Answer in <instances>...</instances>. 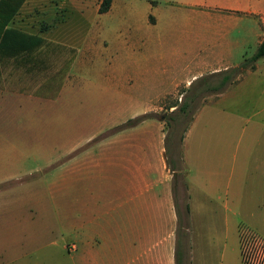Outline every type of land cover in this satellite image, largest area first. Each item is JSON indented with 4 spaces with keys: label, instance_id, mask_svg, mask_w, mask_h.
Listing matches in <instances>:
<instances>
[{
    "label": "crops",
    "instance_id": "0c3cea01",
    "mask_svg": "<svg viewBox=\"0 0 264 264\" xmlns=\"http://www.w3.org/2000/svg\"><path fill=\"white\" fill-rule=\"evenodd\" d=\"M32 1H24L9 27L42 41L32 50L5 58L6 66L0 68V88L6 90H12V86H16L14 90L18 92L30 88L38 90L41 84L36 82L32 72L39 68L32 53L44 45H72L68 35L60 32L64 26L51 28L52 35L43 33L40 26L33 31V19L28 18V13L21 15L23 6ZM152 3L145 27L149 32L137 40V34L142 32L138 26H125L120 33L125 49L136 48L141 43L138 49L142 52L133 63L139 64V71L119 75V83L113 90L123 99L124 111L129 113L117 129L106 136L88 138L79 149L77 143L71 145L65 158L67 165L57 161V173L47 185L44 179L35 187H11L0 181V218L7 223L5 232L0 233V264H176V249L181 252L180 264H187L188 251L195 246L191 242L195 243V235L200 234L201 243L206 237L218 240L220 232L215 226L218 220L211 208L215 197L219 199L215 194L217 186L211 177L196 184L198 174H192L184 152L195 122L192 121L182 140L178 163L185 172L186 237L178 231L172 189L173 174L180 168L171 171L166 163L164 123L146 117L133 125L126 124L153 112L158 97L178 94L177 90L183 86L179 75L184 69L187 71L189 65H196L191 79L236 68L238 64L230 65L240 41L233 37L232 31L244 19H250L248 16H263V3L260 0L256 3L251 0H178L166 14L152 12L157 5ZM174 11L180 12V18L173 17ZM257 31L258 46L264 35L258 40ZM171 38L177 42L171 43ZM214 63L227 66H206ZM188 83L189 79L185 86ZM84 148H87L84 153H77ZM204 160L199 159L202 163ZM260 168L264 176V165ZM45 192L51 197L49 201ZM15 193L19 195L14 196ZM198 194L202 196L200 200H196ZM46 205L53 209L58 230L29 233V219L24 218L23 211L27 215L33 209L38 214ZM38 216L43 218L41 214ZM13 223L15 229L8 225ZM228 231L225 230V234ZM242 232L250 235V264H264V237L247 229H241L238 234L240 263ZM49 239L52 241L46 242ZM253 244L261 245L255 253ZM49 246L52 250L46 253ZM29 255H36V261L30 262Z\"/></svg>",
    "mask_w": 264,
    "mask_h": 264
},
{
    "label": "rangeland",
    "instance_id": "374dc122",
    "mask_svg": "<svg viewBox=\"0 0 264 264\" xmlns=\"http://www.w3.org/2000/svg\"><path fill=\"white\" fill-rule=\"evenodd\" d=\"M101 1L33 0L21 9V15L29 14L28 18L33 19V31L39 26L43 33L54 26H64L60 32L68 35L72 45H44L32 53L39 68L32 72L41 84L38 90L18 92L14 90L16 86L10 87L12 90L0 88V181L6 182L4 185L35 187L42 184V179L45 185L51 183L58 170L55 163L67 165L65 158L71 145L77 143L79 149L90 137L110 134L129 114L124 111L123 99L113 90L122 75L139 71V64L133 63L139 58L137 54L142 49L138 48L142 46L138 43L136 48L127 50L120 35L125 26H138L142 32L136 40L141 38L149 32L145 27L154 6L152 2L157 3L152 12L166 14L178 0H112L110 9L99 14ZM260 2L264 7V0ZM174 13V18H180V12ZM248 17L251 20L244 19L232 31L240 45L232 55L230 66H241L256 53L255 31L259 30L258 40L264 35V15ZM52 34L53 31L49 32ZM170 40L177 42L174 38ZM5 60L1 59L0 68L6 66ZM195 66L189 65L179 75L183 86L177 90L178 94L158 97L156 109L141 118L164 123L169 159L181 152L182 140L192 121L195 122L184 149L189 169L193 175L198 174L196 184L211 177L217 186L215 194L219 199L215 197L211 208L220 235L218 240L206 237L202 243L200 234L195 235V243L191 241L195 246L188 251L187 264H241L239 231L247 229L264 237V176L260 168L264 165V57L248 64L246 70L234 77L235 83L218 93L206 90L220 76L191 79ZM184 104L187 112L181 115L177 109ZM85 149L77 153H84ZM204 158V163L199 161ZM177 167L185 175L179 164ZM45 195L49 201L51 197L47 192ZM201 197L198 194L196 200ZM38 214L33 209L27 215L23 211L24 218L29 219V233L58 230L51 205ZM6 224L0 218V233L5 232ZM8 225L16 228L14 223ZM196 229L199 231L197 224ZM49 247L46 253L52 250ZM36 257L29 255L28 260L35 262Z\"/></svg>",
    "mask_w": 264,
    "mask_h": 264
},
{
    "label": "trees",
    "instance_id": "16d2710c",
    "mask_svg": "<svg viewBox=\"0 0 264 264\" xmlns=\"http://www.w3.org/2000/svg\"><path fill=\"white\" fill-rule=\"evenodd\" d=\"M24 1L25 0H0V61L1 59H5L6 57L17 56L22 52L32 50V48L35 45H37L38 42L42 41V39L37 36L28 35L20 30L9 27V23L11 22L13 17L17 14ZM111 2L112 0H102L98 8V13L99 14L106 13L110 9ZM263 57H264V37L261 43L258 45L256 53L251 57V59L245 60L241 66L224 71V75H221L222 73L221 72L216 75L210 76L211 78H215V76H220V77H218V79L215 78L217 80L215 85H209L206 91L217 92V93L220 92L228 84L235 83L236 81L234 77L240 71L246 70L248 64L257 61L258 59ZM252 68L253 66L249 67V69ZM0 77H1V72H0ZM177 110L178 112H180L181 115H184L187 112V105L184 104L180 106ZM141 119L142 118L140 117L133 121H130L126 124V126L133 125L141 121ZM165 147H166V154H168L169 149L167 147V139H165ZM176 155L174 159H169V157H167L166 159L168 168L171 171H176L177 164L180 161V153L177 152ZM179 183H181L182 185V190H183L182 198L179 197V187H180ZM172 184H173L172 189H173L174 204L178 216V231H182V234L184 235V237H186L185 230L187 229L188 224L186 218V207L184 204L186 196L184 191L185 184H184L183 173H181L180 171L174 173L172 178ZM183 207L184 210H182ZM180 259H181V252L178 249H176L175 252L176 264H180Z\"/></svg>",
    "mask_w": 264,
    "mask_h": 264
},
{
    "label": "built area",
    "instance_id": "2783aa9c",
    "mask_svg": "<svg viewBox=\"0 0 264 264\" xmlns=\"http://www.w3.org/2000/svg\"><path fill=\"white\" fill-rule=\"evenodd\" d=\"M240 250H241V260L242 264H250V258H251V253L248 250V245L250 244V235L247 234V232H242L240 236ZM256 242V241H255ZM261 245L257 244L253 247L255 248V252L259 249Z\"/></svg>",
    "mask_w": 264,
    "mask_h": 264
}]
</instances>
